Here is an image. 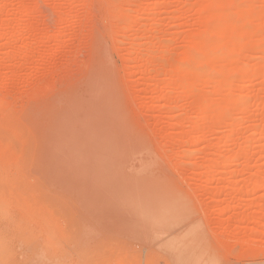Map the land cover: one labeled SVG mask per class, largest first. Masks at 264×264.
<instances>
[{
    "label": "rangeland",
    "instance_id": "1",
    "mask_svg": "<svg viewBox=\"0 0 264 264\" xmlns=\"http://www.w3.org/2000/svg\"><path fill=\"white\" fill-rule=\"evenodd\" d=\"M231 33L240 52L229 49ZM206 42L216 59L196 70ZM168 58L189 72L195 85L180 87L195 94L171 82ZM230 63L241 68L224 76L219 68ZM0 69V96L24 97L45 75L53 80L33 89L41 97L57 88L41 115L51 124L104 71L111 108L136 140H107L109 151L100 139L73 155L72 169L54 166L56 184H27L35 141L26 130L13 135L14 125L31 124L27 102L8 110L0 102V264H264V0H0ZM199 93L207 113L227 96L236 102L204 135L193 129L204 119L192 104ZM91 105L95 116L101 104ZM158 131L182 134L176 149L189 154L173 167L153 144L148 161L159 167L138 176L131 162L154 138L163 143ZM211 158L220 165L209 167Z\"/></svg>",
    "mask_w": 264,
    "mask_h": 264
},
{
    "label": "bare ground",
    "instance_id": "2",
    "mask_svg": "<svg viewBox=\"0 0 264 264\" xmlns=\"http://www.w3.org/2000/svg\"><path fill=\"white\" fill-rule=\"evenodd\" d=\"M26 6H27V4H26ZM21 10L24 13H26V15H30L32 13V11H34L35 9H34V7L31 8V7L28 6V8L27 7H22ZM5 12L7 13L8 11H5ZM20 13H22V12H20ZM221 14H220V16H222ZM239 14L242 15L243 13L240 12ZM226 21L229 22L228 18H227ZM9 24H10L9 26H12L11 25L12 24V21ZM31 24H32V22H30L29 25L31 26ZM29 25H27V26H29ZM29 27L27 28L28 31H29ZM236 27L237 26H234V28H236ZM31 28L33 29V31L36 30V29L34 30L33 27H31ZM234 28H233V26L232 27L230 26L229 29L228 28H225V29L226 30L228 29V30L232 31V30H234ZM243 28H244L243 26H242V28L241 27L239 28L240 33H241V31H242ZM230 31H228V32L227 31H223L224 33L227 32V33H225V37H226V34H228L227 37H230L229 36V32ZM235 31H236V29H235ZM239 31L237 29V31L235 32V34H237L236 37L238 36V34H240ZM7 33L11 37H13L12 36L13 33H12V35L8 31H7ZM235 34L232 35V33H231V35H232L231 36V39L232 40L234 39L232 37H235ZM10 36H8V37H10ZM8 37H7V40L9 42H11V40L13 38H11V40H10ZM227 37L225 39H227ZM231 39L229 38L230 41H231ZM8 41H7V43H8ZM209 42L211 43L212 41H209ZM214 42L216 43V41L214 40L212 44H215ZM234 42H235V44L239 43L238 40H236V38L233 41H231V42H228L227 41V43H233V45H234ZM253 42H255V41H253ZM208 43L206 42V47L205 48L204 47L202 48L203 49L202 50V54L197 59V66H195V68H194L196 70H199V68L201 67L202 64H204L206 62H212L213 60L216 59L215 56H214V54L212 53V50H211V49H213L212 47H214V46H211V44L208 45ZM221 43H224V42H221ZM204 44H205V42H204ZM248 44H251V43H248ZM228 45H232V44H228ZM228 45H226V46L228 47ZM233 45L230 46L229 49L232 48V49H234L236 51H239V49L241 48V46H240L239 49H238V46L235 47L236 45H234V46ZM237 45H240V44H237ZM246 45L247 44H245L244 47ZM170 59H172V57H170ZM172 61H174V60H172ZM159 62L161 63L162 61H159ZM231 63L233 64V62H231ZM231 63L227 65L228 67L226 66V68L228 70L225 69V67H223L224 69L223 68H219V72L225 76L227 74V72H229L231 70L232 71H236V70L238 71L241 68V65L240 64H239V66H238V64H237V66H234ZM177 64L178 63L175 64V62L173 63L170 60L169 66H170V68H172V67L173 68H172V70L169 69V71H174V73L176 75L175 77H173L174 79H172L171 82L173 83V81L176 79L174 81V83H177L176 86L179 85V87L181 86L180 83H182V82H187L188 84L195 85L193 82H188L189 80L187 79V77L189 76V72L187 70H184V69H179L180 67H178ZM221 67H222V65H221ZM237 67H238V69H236ZM56 70H57V73H58V69H56ZM62 70H63V66H62ZM222 70H224V72ZM54 72H55V70L52 71V73H54ZM60 72H62V71H60V68H59V73ZM103 72L104 71H102L99 74V76H97L95 79L92 80V83L89 84V87L90 88L89 87H86V89H83V90H80L79 88H78L79 90L76 89L77 90V93L76 92H74V93L75 94H78L77 95L78 101H75L77 98L74 100L75 102L72 101V102H74V105L71 102V104L74 106V108H72L73 107L72 106L70 109H68L69 111L66 114L64 112H62L65 109H63L62 111H59V112L64 113L65 115L64 116L60 115V117H58L59 119L57 118V120H56L57 122L54 123V124L49 123L48 122L49 120L46 121V119L45 118H42L41 115H42V110L45 109L48 106L49 100L51 98L55 97V95L58 93L56 91L57 88L56 89H52V87H51V89L48 92L45 91L44 93H42L41 97H38L37 94H38V92L40 93V91L33 90V89H35V86L37 87V84H36V81H35L34 82L35 84L32 83L33 86L31 85L32 86V90H30V91L29 90H26L28 93L27 94H25V93L22 94V95H24V97L21 96L19 93H18L19 96H15V97L14 96H11L9 94H3V96H0L1 105H2V107H4V109H7V110H8V108L10 109V105H12V103L15 102L17 99L18 100L20 99V100H22V102H25V103L27 102L26 103V107L28 109V112L24 116V118H25L24 123L26 124V122H30L31 124H28L27 127L25 125H23V127H21L19 124L13 126L14 127L13 128V133H14L13 135L15 137H20L21 132H23L24 130H26L27 133H28L27 135L30 136L31 139L34 138V141H35L34 142L35 143V147H34V150L32 152V158H30V160H29V166L27 167V169H28L27 170V174H26V179H27L26 182H27V184H29L31 182H33L34 184L39 183L41 185H44L46 183H54V184H56L59 181V179H58V175L59 174L58 173L65 172L66 170H68V168L72 169V167L74 166V163H73V155L76 154L77 152H81V151H84V150H89L91 147H98L99 148V141H100V139L104 142L103 143L104 146H105V144H107V149L109 151H110V149L108 147V145H109V142L108 141H110V140H118L119 138H123L124 140H127V138L129 137L131 139V143L130 144L131 145H136L135 137H130V136H128L127 133H124V124L121 123V121H122L121 120V117L119 116V114L117 115L115 113L114 108H111V106L113 104H115V103H113L115 96L113 95V93L110 92V87L108 85H106V84L103 83V76H105ZM179 73H180V75H179ZM5 74H7V73H5ZM95 74L97 75V73H95ZM187 74H188V76H187ZM221 74H220V77H221ZM12 75L13 76H16L15 74H12ZM223 75H222V78L224 77ZM45 76H47V75H45ZM45 76H44V80H45V78H47L48 81L46 80L43 83V85H41V83H38L39 84V86L37 87L38 89H41L42 90L43 87H46V86L47 87H50L51 85H53V84H50V82L53 81V80H50L49 81L48 76L47 77H45ZM51 77H52V74H51ZM15 78L13 77V79H15ZM185 79H186V81H185ZM224 79H221V80L223 81ZM38 81H39V79H38ZM40 81L42 82L43 79L40 80ZM218 81H219V79H218ZM222 81L221 82L219 81V82L216 83V87L218 85L217 88H219L220 83H221V86L224 85V84H222ZM224 82L225 81H223V83ZM51 83H53V82H51ZM187 83H182V84L183 85L184 84L187 85ZM197 83H199V82L197 81ZM48 84H49V86H48ZM28 87H26V89ZM179 87H177V89ZM180 88H181V91H183V93H181V95L184 94V92H188V90H189V93L190 92L193 93L192 91L195 89V87H193L194 89L190 90L191 89V87H190V88H187L188 89L187 90L184 87V89H185V91H184V90H182L183 87H180ZM179 90H178V92H179ZM91 91H94L97 94H90ZM165 94H167V92ZM193 94H195V93H193ZM196 95H194V99H193V103L192 104H194V107H195L196 110H199L200 109L203 112L204 115H201L200 118H202V119L204 118L205 120L203 119V121L201 120L202 123H196L195 125H193L194 126L193 129L196 130V131H201V129H202L203 132L202 131L201 132L203 133V135H204V131H205L204 129H206L207 127H209V125L212 126V125L216 124V121H218L220 119V114H221V112H222L223 109H225V108L226 109H230V108H228L229 107L228 105L231 106V104H233V103L236 104V102H234L232 99H230L231 97H228L227 96L226 97V100H225L226 102L224 103V104L227 103L225 105L226 106L225 108L223 106H221L222 104H220V105L217 104V107L216 108L212 107L210 109V111L207 113L206 109H208L209 105L208 104H205L204 100L201 99L204 96L202 94H200V96L197 95L199 97L196 98ZM73 96H75V95H73ZM168 96H169V94H168ZM168 96H167V98H168ZM173 96H171V97H173ZM174 97H175V99H177L176 96H174ZM179 97H180V95H178V99H179ZM168 99H171V98L169 97ZM180 99H181V97H180ZM203 99H205V97ZM70 100H71V98H70ZM172 102H176V101H172ZM89 103L92 104L91 105L92 107H94L95 105L101 104V106H100L101 109L100 110L98 109L99 110L98 111V114H96L95 116L92 115V113H90V110L88 109ZM56 104H58V103H56ZM63 108H65V107H63ZM66 111L67 110H65V112ZM201 111H200V113H201ZM16 117L13 116L12 117V121L14 119H16ZM80 121L82 123V127L80 128L81 130H80V132H78V134L80 135V137L82 138V140H77V142L80 141V143L78 145V143L76 142V140H74V137L73 136H74V133H77L76 131L79 129L78 126H79ZM199 122H200V120H199ZM223 123H224V125H228V124L231 123V119H230V117L228 115L224 116ZM198 124H201V125H198ZM145 125H146V123H145ZM150 129H152V127ZM154 130H156V129H154ZM182 132H185V131L183 130ZM178 134L175 135V136H173V135L172 136L171 135L168 136L167 135V132L161 133V131H160L159 134H158L159 136H157V137H159L161 139V141L164 140L163 143L161 142V144H158V143H160L159 141H158V143H156L155 139H157V138H154V142H152V147L150 149H148L147 151L140 150L139 151L140 154L138 153L139 155L136 158H135L136 155L134 156V159L131 162V166L138 171V173H139L138 176L145 175L146 172L156 170L159 167L158 165H155L153 163H149L150 161H148V160L152 159V157H153L152 156L153 155V148L156 145L158 146V147H156V149H159L157 151H160V154L159 155L162 158H164V157L167 158L168 157V158H170V161H171L173 167L179 166V164L181 162V159L185 155L189 154V151L187 153L186 149L185 150H180V151H178L176 149L177 145L180 143L179 141L182 138V134H179V135ZM183 135H184V133H183ZM203 137H202V139H204ZM194 138L192 136L187 137L185 139V143L186 144L192 143L193 141H195ZM199 138H197V139H199ZM104 140H106V141H104ZM26 142L23 143V144L25 145ZM146 144H148V143H146ZM153 144H154V147H153ZM53 154L56 155V156H54ZM16 158L17 159H15L14 154L10 157V159L13 162V166H14V164H16V167H19V164L21 165L22 160L17 155H16ZM14 160H15V162H14ZM220 160L217 163L216 158H214V159L211 158L210 161H209V162H211V164H208L209 167L219 166L220 165L219 164L220 163ZM162 161H163V159H162ZM122 164H124V163L122 162ZM55 165H57V166L60 165V168L57 171L58 173L55 172V170H53ZM13 182L14 183H17L18 180L16 179Z\"/></svg>",
    "mask_w": 264,
    "mask_h": 264
}]
</instances>
